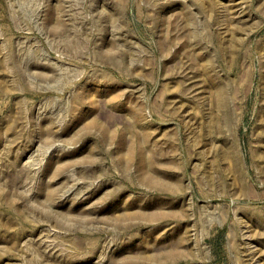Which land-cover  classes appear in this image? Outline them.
Here are the masks:
<instances>
[{"label":"rangeland","instance_id":"1","mask_svg":"<svg viewBox=\"0 0 264 264\" xmlns=\"http://www.w3.org/2000/svg\"><path fill=\"white\" fill-rule=\"evenodd\" d=\"M0 264H264V0H0Z\"/></svg>","mask_w":264,"mask_h":264}]
</instances>
